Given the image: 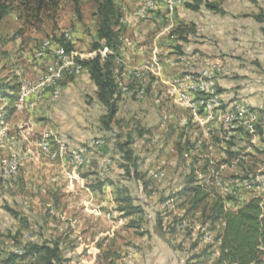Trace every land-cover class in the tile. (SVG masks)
Returning <instances> with one entry per match:
<instances>
[{
    "label": "rangeland",
    "instance_id": "obj_1",
    "mask_svg": "<svg viewBox=\"0 0 264 264\" xmlns=\"http://www.w3.org/2000/svg\"><path fill=\"white\" fill-rule=\"evenodd\" d=\"M3 1L8 6V12L0 22V85L4 86L5 92L10 93L15 86L21 85V94L25 87L37 81L47 60L39 61L35 50L44 39L63 38L65 32H69L74 38L72 46L78 52L86 54L93 50L101 19L95 0H57L41 7L21 0ZM139 1L134 0V3ZM236 1L246 0H221L220 4L226 13L234 14L238 7ZM115 2L123 16L120 22L123 30V24H131L125 17L133 16L138 5L131 6L128 0ZM124 59L128 60L125 56ZM123 78L120 75L122 82ZM151 78L155 77L145 74L140 84L147 85L146 81ZM132 84L137 82L130 80V87ZM62 86L63 92L58 99L49 94H39L24 101L19 99L14 105L16 111L11 115L8 113L10 103L0 100V160L11 158L13 154L20 160L19 175L15 178L4 180L0 165V264H33L29 257L18 258L15 263L6 259L12 253L23 254L24 243L42 242L47 238H60L64 248L75 253L70 256L80 259L77 264H130L128 260L133 250L129 251V248L141 249L151 237L146 239L144 235L151 227L158 235L166 234L173 241L175 250L181 255V263L187 264L192 254L189 249L195 242H198L195 252L205 247L210 252L215 250L219 227L215 230L210 224L202 225L199 214L184 216V197L179 189L186 175L193 172L201 183L216 187L219 183L239 181L242 185L235 195L239 200L264 196V136L261 129L248 135L238 131L225 139L227 129L218 117L207 121L205 128L196 121L189 108L164 101L158 105L152 92L141 100L121 92V98L125 99L120 103L112 131L106 130L101 121L105 109L96 99L97 87L89 72L66 78ZM167 111L171 118L163 124L175 126L176 133L178 131L179 139L172 152L175 161L163 166L154 159L141 161L134 171L139 177H129L121 167L125 160L120 143L129 140L130 134L137 135L140 127L153 122L154 112L156 117L162 115L164 121L163 113ZM180 119L185 121L181 125ZM47 134L66 142L69 147L84 144L102 134L108 140L107 149L112 152L114 162L104 188L92 190V185L96 184V166L89 171L77 170L71 178L73 167H66L64 172L59 160L43 155L39 144ZM139 146L136 139L132 147L137 153ZM230 150L235 154L233 158L229 157ZM207 160L210 174H204ZM224 160L229 162L217 171V162ZM160 168L168 174L162 181L149 174L150 169ZM120 187H127L136 198L134 203L147 209L138 230L129 227L132 219L122 217L118 211L117 190ZM167 200H171V204L164 207ZM7 207L19 212L28 224L17 220ZM160 214L164 223L162 229L155 225ZM135 218L139 220V216ZM111 224L117 226L113 228ZM208 232L211 235L206 239ZM182 241L184 246L180 248ZM212 261L213 257L203 259L201 264H212ZM65 264L75 262L69 258Z\"/></svg>",
    "mask_w": 264,
    "mask_h": 264
},
{
    "label": "crops",
    "instance_id": "obj_2",
    "mask_svg": "<svg viewBox=\"0 0 264 264\" xmlns=\"http://www.w3.org/2000/svg\"><path fill=\"white\" fill-rule=\"evenodd\" d=\"M220 1L205 0V3L197 9L187 7L185 2L184 6L179 8L171 18L165 13H160L150 21L137 24L131 22L132 24L129 26L123 24L120 53L133 66L149 65L152 71L146 70L145 74L155 77L146 81V94L152 92L156 100L160 99L168 104L172 102L173 95L169 93V90L172 89L173 82L181 78L184 68L178 59V53L185 51L189 41L185 33L200 24L205 27L206 32L199 41L190 43L193 55L202 62H219L221 64L223 74L219 77V85L226 95L229 96L234 90L253 107L264 105V84H262L264 83V4L255 0H252L254 2L250 0L236 1L234 3L238 7L234 14H230L222 8ZM128 2L131 6L138 5V2L134 3V0H128ZM206 3L213 4L215 8L208 7ZM247 3L249 6L246 5ZM125 18L129 20L130 14ZM169 30H173V34L176 35L175 41L171 42ZM150 35L153 37L151 38ZM116 75L119 84L120 74L117 70ZM138 85L142 84L138 82L132 84L131 92L127 95H130L131 98L138 97L141 100L145 97L138 96L136 90ZM124 99L120 98L119 100V111L120 103ZM99 103L105 109L101 116L102 121L107 110L101 102ZM156 116L157 113L154 112L153 122L147 124L146 127H140L137 135L131 134L133 142L137 139L140 143L139 152H135V154L140 164L141 161L148 162L153 159L162 166L168 163L173 164L175 159L172 152L175 151L179 139L177 138L178 131L176 133L175 126L168 127L165 123L163 124L165 121H162V115ZM116 119L117 116L113 122ZM182 122L185 121L180 119L179 125ZM103 135L105 136V134ZM98 136L101 137L102 134ZM152 137L159 138V141L154 143L151 140ZM155 225L162 229L158 222ZM112 226L114 228L117 224ZM147 231L144 234L146 239H149L150 235L151 237L147 243L145 242L141 246V249L129 248V251L133 250V254L128 260L130 264L183 263L180 261L181 255L175 250V244L166 234L158 235L153 227ZM216 232L218 233V230ZM69 252L67 257L74 260L75 264L81 262L78 257L70 256L74 252ZM217 256L218 251H215L212 256L213 260ZM82 261H88V259H82Z\"/></svg>",
    "mask_w": 264,
    "mask_h": 264
},
{
    "label": "built area",
    "instance_id": "obj_3",
    "mask_svg": "<svg viewBox=\"0 0 264 264\" xmlns=\"http://www.w3.org/2000/svg\"><path fill=\"white\" fill-rule=\"evenodd\" d=\"M256 1L264 4V0ZM185 2L186 0H141L138 2L134 15H130L128 21L137 24L149 21L160 13H165L171 18L179 8L184 6ZM205 32V27L197 24L185 33L189 41L186 44L185 51L178 53V59L184 68L181 78L176 79L171 86L172 89L169 90V93L173 95L171 103L189 108L193 117L203 127L210 119L217 117L220 120L222 119V123L227 129L225 139L238 132L240 128L249 133H255L258 126L264 129V105L253 107L250 102L245 101L234 90L229 96L226 95L219 85V77L223 74L221 64L219 62H202L193 55L190 43L199 41ZM169 35L171 42L176 40L173 30L169 32ZM68 43L75 44L74 38L71 33L65 32L63 38L49 37L39 44L35 50V56L39 61L47 60L46 67L39 72L37 81L24 88L19 96L21 101L29 100L39 94H49L58 99L63 92L62 82L66 78L78 77L86 71L83 64L84 60L94 59L98 54L105 57L107 53H112L107 47L92 50L86 54L80 53L75 48L68 50L66 46ZM117 62V72L124 77L123 82L120 80L119 83L121 92L130 93V80L140 84L144 80L145 71H152L149 65L140 67L131 65L128 60L124 59L122 54L117 57ZM136 90L139 97L146 96L145 85H138ZM156 101L158 105L163 102L160 99ZM163 117L164 121L170 118L168 111L163 113ZM151 140L157 143L159 138L152 137ZM223 141L225 140L223 139ZM107 145L108 140L105 137L97 136L84 144L69 147L66 142L47 134L40 142L39 149L46 157L59 160L64 172L66 167H73L74 171L69 175L71 178L74 177L77 170L89 171L96 166L94 179L105 181L110 177L114 163L113 154L107 149ZM19 163L20 160L16 154H13L11 158L0 160L4 180L19 175ZM224 168L225 164H222L220 169ZM149 174L158 181L165 180L168 177L167 171L161 168L157 170L150 169ZM241 185V182L234 181L219 183L217 187L223 196H235ZM170 204L171 200H167L164 202V207H168ZM107 216L110 217V214ZM149 217H152V215L149 214ZM210 235V232H208L205 238H210ZM219 243L220 240H217V244Z\"/></svg>",
    "mask_w": 264,
    "mask_h": 264
},
{
    "label": "trees",
    "instance_id": "obj_4",
    "mask_svg": "<svg viewBox=\"0 0 264 264\" xmlns=\"http://www.w3.org/2000/svg\"><path fill=\"white\" fill-rule=\"evenodd\" d=\"M21 1L41 7L45 3L48 5L57 0ZM95 2L98 16L101 19L93 50L107 47L112 53H107L105 57L98 54L94 59L84 60L83 64L97 87V99L107 110L102 117V123L106 130L112 131V123L119 112V100L121 98L116 70L118 68L117 57L121 56L119 51L122 43L120 22L123 16L117 10L115 0H95ZM203 3H205V0H186L187 7L193 9L199 8ZM206 5L215 8L211 3H206ZM76 8L80 12L78 3ZM7 12L8 6L3 0H0V22ZM66 46L68 50L73 48L72 44L69 43ZM3 88L4 86L0 85V100L10 103L8 113L11 115L16 111L14 105L19 101L21 85L11 89V94L5 92ZM257 129H261L260 131H262L264 136V129L261 126H258ZM238 131L241 134H250L241 128ZM129 138V140L120 143L121 154L125 160V164H122L121 167L125 168L129 177H139L134 172L140 165L139 159L132 148L133 138L131 134ZM234 155L230 150L229 157L233 158ZM228 162L229 160L217 162V171L220 170L222 164ZM209 164V160H207L204 165V174H210ZM95 180L96 184L92 185V190L94 191L102 190L108 183V180ZM184 181L181 182L179 189L181 196L184 197L182 204L184 216L199 214L202 225L210 224L212 229L215 230L219 227L216 239L220 240L213 252H210L208 247L195 252L198 248V242H195L189 249V254L191 251L192 254L188 257L187 264H201L203 259L211 258L215 251H218V256L212 261V264H264V196L255 195L244 200H239L238 197L232 195L223 196L214 184L201 183L193 172L190 175H186V180ZM211 182L214 181L211 179ZM111 184L113 185V183ZM117 195L118 211L121 212L122 217L132 219L129 227L140 229L142 227L140 224L141 219L146 215L145 207L134 203L136 198L132 196L127 187H120L117 190ZM7 210L17 220L25 225L28 224V221L22 218L19 212L11 207H7ZM136 216H139V220H135L137 219L135 218ZM157 222L160 227H163L164 223L161 214ZM183 246L182 241L179 247L183 248ZM67 252L69 251L64 248L60 238H47L42 242L29 241L24 243L23 254L12 253L6 261L15 263L18 258L25 259L29 257L33 260V264H65L66 260L69 259L66 256ZM109 254L111 255V253Z\"/></svg>",
    "mask_w": 264,
    "mask_h": 264
}]
</instances>
